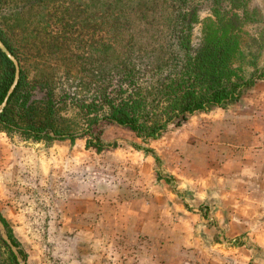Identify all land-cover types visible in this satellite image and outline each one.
<instances>
[{"label": "rangeland", "instance_id": "obj_1", "mask_svg": "<svg viewBox=\"0 0 264 264\" xmlns=\"http://www.w3.org/2000/svg\"><path fill=\"white\" fill-rule=\"evenodd\" d=\"M122 4L136 9L128 12L131 20L147 15L153 34L173 2ZM246 4L258 11L247 18L246 28L263 45L257 63L264 66V0ZM159 5L162 15L152 14ZM114 9L109 5L104 13L101 0H2L0 30L30 75L51 76L58 94H73L80 83L77 97L83 98L104 66H117V47L101 45L117 34ZM180 11L191 17L194 52L213 2L192 0ZM72 107H66L68 114ZM99 128V151L86 146L88 137L81 134L44 140L39 153L49 164L36 165L37 179L21 176L33 168H22L9 184L0 176V215L13 228L28 264H264V180L256 179L259 173L264 177V79L255 81L241 103L194 112L153 140L142 141L115 123L101 122ZM12 135L9 145H26ZM1 154L0 170L15 173V157L4 162ZM242 165L249 178L234 182L243 178ZM223 175L233 176L226 181L230 208L217 222Z\"/></svg>", "mask_w": 264, "mask_h": 264}, {"label": "trees", "instance_id": "obj_2", "mask_svg": "<svg viewBox=\"0 0 264 264\" xmlns=\"http://www.w3.org/2000/svg\"><path fill=\"white\" fill-rule=\"evenodd\" d=\"M171 1L173 5L165 21L158 23L153 34H148L147 15L131 20L128 12L136 10L133 5H123V0H101L104 13L107 6L113 5L119 24L118 35L108 39L112 43L101 44L103 49L114 47L113 51L117 47V66H104L98 82L89 83L92 92L83 98L77 97L80 83L74 84L73 94L65 90L58 94L51 76L42 71L30 75L0 30V39L19 64L17 82L0 112V130L36 141L71 139L81 134L88 137L86 146L99 151L103 146L98 135L101 122L115 123L142 141H149L158 138L169 124L178 126L194 112L241 103L243 94L255 81L264 79V66L257 63L263 45L246 28L247 18L258 11L248 8L247 0H212V14L201 21V45L191 52V17L180 9L192 0ZM224 1L227 9L221 5ZM156 12L162 15V6L151 9L152 14ZM103 54L106 59L111 57L109 53ZM105 58L102 56V65ZM14 76L13 62L0 50V104ZM69 103L73 105L72 114L66 110ZM0 220L28 264L26 253L7 221L1 215ZM2 256L0 264H19L0 235Z\"/></svg>", "mask_w": 264, "mask_h": 264}, {"label": "crops", "instance_id": "obj_3", "mask_svg": "<svg viewBox=\"0 0 264 264\" xmlns=\"http://www.w3.org/2000/svg\"><path fill=\"white\" fill-rule=\"evenodd\" d=\"M13 135L12 134L8 135L6 132L0 130V145H1L0 152L2 153L1 157H2V160L4 162L8 161L7 158H14L15 157L16 172L14 173V171H11L10 168H4V169L2 168L0 170V176L2 177V179H4V181L6 180V183L9 184L10 182L12 183L13 180H15V178L17 176V173L19 171H21L22 168H23V170L26 169V168L27 169L33 168L34 170H28L26 174L21 172V176L23 178V177H30L32 175V177L37 179V177L34 176L35 169L36 170L38 169L36 167V165L39 164V162H41V161L42 162H46L47 164H49L48 163V158H47L48 156L47 155H42V157H40L41 153H39L38 145L44 146L45 145L44 141L43 140L36 141L34 139H31V138L26 139V138H23V137L18 135L19 138L21 139V143H24L26 145L17 146V144H10V145H12V146H10L7 143V141H8L7 139H10L9 136H13ZM56 140H61V139H56ZM52 141H54V140H52ZM51 158H53V156H51ZM247 169H248V167L246 165L239 166V170H240L239 176H242L243 178L234 177L235 178V179H233V180H235L234 182H238V183L244 182V183H246L247 179L249 178V177H246V174H245V170H247ZM37 175L41 176L39 171L37 172ZM232 177H231V175H228V176L227 175L226 176L223 175L222 178H221L222 181H223V183H222L223 184V192L225 193V196L223 198H221V195L223 194V192H222L221 195H219L217 197L218 201L222 200V201H220V210L218 208L217 212H216V220H217V222H219L220 217H226V208H230L227 205V199H229V197H226V196L227 195L230 196V192H229V190H227L228 193H226V181L229 182L232 179ZM256 179L259 180V181H263L264 180L263 174L259 173V176L256 177ZM200 199H204V198H200ZM224 201H226V206L224 204H221V202H224ZM207 203H209V202H207ZM217 206H218V202H217L216 207ZM6 221L8 222L7 219H6ZM12 230H13V228H12Z\"/></svg>", "mask_w": 264, "mask_h": 264}, {"label": "water", "instance_id": "obj_4", "mask_svg": "<svg viewBox=\"0 0 264 264\" xmlns=\"http://www.w3.org/2000/svg\"><path fill=\"white\" fill-rule=\"evenodd\" d=\"M0 50L13 62L14 66H15L14 80H13L12 84L10 85V87L7 91V94L4 97L2 103L0 104V112H1L3 107L6 105L7 98L9 96V94L12 92V90H13L16 82H17V79L19 76V64H18L16 57L7 49V47L4 45V43L2 42L1 39H0ZM0 235H1L2 239L6 242V244L10 247L12 252L16 255L19 264H26V262L19 255L18 248L13 245L10 238L8 237L6 230H5V227H4L3 223L1 222V220H0Z\"/></svg>", "mask_w": 264, "mask_h": 264}]
</instances>
